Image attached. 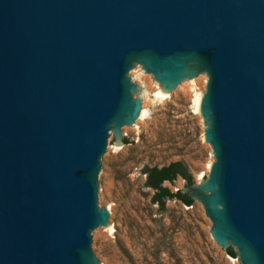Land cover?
<instances>
[{
  "label": "water",
  "instance_id": "95a60500",
  "mask_svg": "<svg viewBox=\"0 0 264 264\" xmlns=\"http://www.w3.org/2000/svg\"><path fill=\"white\" fill-rule=\"evenodd\" d=\"M208 74L199 200L241 264H264V0H0V264H108L98 234L115 141Z\"/></svg>",
  "mask_w": 264,
  "mask_h": 264
},
{
  "label": "rangeland",
  "instance_id": "374dc122",
  "mask_svg": "<svg viewBox=\"0 0 264 264\" xmlns=\"http://www.w3.org/2000/svg\"><path fill=\"white\" fill-rule=\"evenodd\" d=\"M208 79L160 97V83L138 69L135 84L145 91L141 102L148 117L127 132L125 146L114 138L111 169L103 176L105 209L116 225L98 234V253L108 264H241L212 237V221L199 200L187 206L167 199L162 207L145 186V168L173 161L183 162L192 184L207 179L216 161L199 111ZM163 185L173 192L187 186L180 177Z\"/></svg>",
  "mask_w": 264,
  "mask_h": 264
},
{
  "label": "trees",
  "instance_id": "16d2710c",
  "mask_svg": "<svg viewBox=\"0 0 264 264\" xmlns=\"http://www.w3.org/2000/svg\"><path fill=\"white\" fill-rule=\"evenodd\" d=\"M123 142L126 143L127 139L124 137ZM144 173L146 174L145 186L154 190L152 201L160 206H164L167 199H177L183 204L190 206L193 203V199L188 197L178 189L173 192L167 186H164L165 181H174L177 177L185 180L186 184L193 183V177L188 172L187 168L181 161H173L169 164L152 168H145ZM226 253L232 257H237L236 252L231 248H227Z\"/></svg>",
  "mask_w": 264,
  "mask_h": 264
},
{
  "label": "bare ground",
  "instance_id": "6f19581e",
  "mask_svg": "<svg viewBox=\"0 0 264 264\" xmlns=\"http://www.w3.org/2000/svg\"><path fill=\"white\" fill-rule=\"evenodd\" d=\"M157 95L160 96V97H166V96L168 95V93H166V92H164V91H162V90L160 89V90L157 92ZM196 97H197V99H196L195 103H197V105H198V103H199V96L196 95ZM145 111H146V110H145Z\"/></svg>",
  "mask_w": 264,
  "mask_h": 264
}]
</instances>
